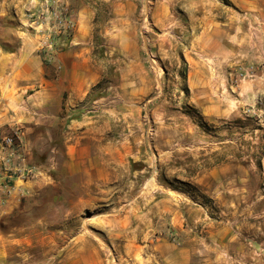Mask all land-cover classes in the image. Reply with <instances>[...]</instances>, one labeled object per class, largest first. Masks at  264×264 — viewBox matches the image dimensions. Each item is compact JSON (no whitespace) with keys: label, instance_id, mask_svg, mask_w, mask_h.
Returning a JSON list of instances; mask_svg holds the SVG:
<instances>
[{"label":"rangeland","instance_id":"rangeland-1","mask_svg":"<svg viewBox=\"0 0 264 264\" xmlns=\"http://www.w3.org/2000/svg\"><path fill=\"white\" fill-rule=\"evenodd\" d=\"M136 1L135 18L119 20L102 0H0V54L22 49L43 63L61 99L56 122L29 132L27 178L39 183L4 218L20 239L13 257L264 264V63H203L191 50L194 0L166 17L152 16L153 0ZM168 198L199 213L181 233L163 212Z\"/></svg>","mask_w":264,"mask_h":264},{"label":"crops","instance_id":"crops-1","mask_svg":"<svg viewBox=\"0 0 264 264\" xmlns=\"http://www.w3.org/2000/svg\"><path fill=\"white\" fill-rule=\"evenodd\" d=\"M102 2L110 3L114 19L135 18L138 7L136 0H102ZM178 2L179 0L176 2L161 0L156 3L153 0L152 16L158 12L166 17V14L169 15L171 12L170 5L178 4ZM144 3L147 4L149 1ZM193 3L195 4L194 16L197 21L194 36H197V39L191 50L200 54L203 63L207 60L203 59L204 55L212 58L211 63H222L224 66L225 64L251 63V60L256 58L259 63H264V0H194L189 2V4ZM184 6L188 10V3ZM83 14L85 20L90 18L92 13L89 11ZM80 37L81 35L76 36V43L73 42L67 50L68 56H71L70 51L74 53L72 54L74 59L70 63L72 70L79 67L75 58L80 57L81 54L75 53L78 51ZM22 52V49H19L14 54H0V138L7 131H13L15 128L22 129L23 137H25L23 148L24 152L28 153L27 150L30 149L28 145L31 143L29 132L36 129L46 131V126H51L56 122L61 108V99L56 84L44 74L43 63H28L21 54ZM33 59L35 60L36 57ZM62 67L65 69L67 65ZM262 76H264V66ZM53 87L56 88L54 92ZM28 90H34V92L28 95ZM212 114H219V111ZM240 170L245 172L244 168ZM209 174L214 179L217 178L214 170ZM38 183L39 181L34 179H16L7 197H3V192L0 190V264H27L24 260H17L13 257L12 244L20 242V239L12 240L11 234L4 231V218L18 208L21 197L35 190ZM241 192L244 194L245 188L241 189ZM222 195L229 198V195ZM174 201L178 202L177 208L173 207L176 205ZM161 204L163 212L169 215V222L176 232H183L184 225H191L192 222L197 221L196 217H199L195 208L186 207L185 200L168 198ZM147 208L146 206V211L142 215L144 220L148 217ZM158 247L166 250L175 248L165 241H161ZM177 252L181 253L180 250Z\"/></svg>","mask_w":264,"mask_h":264},{"label":"built area","instance_id":"built-area-1","mask_svg":"<svg viewBox=\"0 0 264 264\" xmlns=\"http://www.w3.org/2000/svg\"><path fill=\"white\" fill-rule=\"evenodd\" d=\"M23 146V137L19 128L0 138V190L3 192V197L10 195L14 180L34 174L33 167L26 160Z\"/></svg>","mask_w":264,"mask_h":264}]
</instances>
